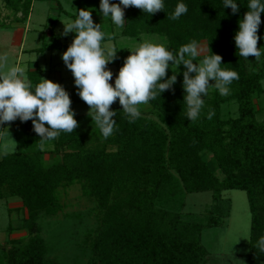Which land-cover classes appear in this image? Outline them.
Listing matches in <instances>:
<instances>
[{"label":"trees","instance_id":"16d2710c","mask_svg":"<svg viewBox=\"0 0 264 264\" xmlns=\"http://www.w3.org/2000/svg\"><path fill=\"white\" fill-rule=\"evenodd\" d=\"M16 1L6 0V4L21 11L16 17L20 21L27 17L30 0L20 5ZM178 2L185 3L188 12L171 20L168 16ZM236 3V13L223 8V0H164V11L151 15L135 7L124 8L122 35L138 39L144 32L160 34L172 52L192 40L203 42L222 57V68L238 73L229 95L221 96L213 87L197 120L185 116L183 86L175 82L170 90L149 101L150 110H140L134 123L128 122L121 105L111 106L117 112L113 119L118 130L107 139L87 113L74 115L78 127L73 133L62 132L44 144L51 143L53 148L39 146L40 137L31 120L11 122L15 151L0 154V200L5 196L20 199L31 235L26 241L9 240L12 245L0 249V264H50L45 243L36 232L37 220L59 210V186L74 181L84 183L101 213L89 264H203L208 250L202 243V230L224 226L231 200L222 192L228 189L243 190L247 196L250 230L246 264L264 262V252L256 247L264 236V120L257 119L253 102L264 81V13L257 33L262 55L253 64L255 69L249 70L234 41L248 0ZM57 7L63 11L59 1ZM62 46L50 43L38 50ZM210 54L207 49L198 58ZM110 64L116 66L117 74L122 65L117 55ZM41 73L38 67L27 71V76L35 84ZM172 74L169 68L167 76ZM229 102H235V112L223 116L222 106ZM46 150L59 153L50 165L43 164ZM203 153H209L221 178ZM163 190L171 194L180 190L211 192L205 224L183 223L178 212L157 206Z\"/></svg>","mask_w":264,"mask_h":264},{"label":"clouds","instance_id":"9594fccd","mask_svg":"<svg viewBox=\"0 0 264 264\" xmlns=\"http://www.w3.org/2000/svg\"><path fill=\"white\" fill-rule=\"evenodd\" d=\"M128 7L151 15L164 11L165 4L164 0H119V3L100 0L99 4L102 16L110 17L118 30L124 26V8ZM224 7H230L233 13L238 11L236 0H223ZM187 12V5L178 2L168 18L177 20ZM261 13H264V2L248 0L247 11L238 20L234 35L240 57L261 58L257 34ZM62 23L63 35L70 32L75 35L61 58L72 73L78 96L88 105L87 115L105 139L118 130L113 119L117 112L111 105L118 99L128 122L134 123L141 116L140 106L172 88L180 64L185 67L183 102L189 121L199 118L205 103L203 97L208 94L209 87H214L221 96H227L231 83L239 79L236 71L221 67L222 57L212 53L208 45L211 54L197 60L201 48L195 40L180 46L175 53L162 44L145 41L129 49L130 54L124 59L113 84L110 83L113 74L107 65L116 58L117 48L103 43L106 34L101 31L100 24L94 23L91 10L77 9L74 20ZM115 35L114 32L107 39ZM169 68L173 72L171 76H167ZM26 73L23 66L9 65L7 53L0 54V123H10L17 118L21 122L31 120L40 137L39 146L43 148L46 142L55 140L62 132L73 133L78 121L74 118L70 96L61 84L43 77L34 84ZM212 114L209 112L208 118ZM256 247L264 252V236L258 239Z\"/></svg>","mask_w":264,"mask_h":264},{"label":"rangeland","instance_id":"374dc122","mask_svg":"<svg viewBox=\"0 0 264 264\" xmlns=\"http://www.w3.org/2000/svg\"><path fill=\"white\" fill-rule=\"evenodd\" d=\"M57 1L66 13L64 11L58 13L60 11L58 7L54 9V6H57ZM33 2L36 6L32 15L31 26L36 31L23 34L25 48L39 47L50 43H70L74 35H70L71 32L63 35L64 25L62 22L67 23L74 20L77 9L85 8L91 10L94 23L100 24L101 31L106 34L103 43L114 45L117 48L116 55L122 64L130 54L129 49H133L145 41L162 44L171 51L167 39L160 34L144 32L136 40L122 35L121 29L116 28L110 17L102 16L99 8L100 0H34ZM109 2L114 3L113 0H109ZM8 10V16L4 17L3 12L0 16V54H8L9 65H19L26 68L28 63L29 66L35 65V60L38 59V64L46 69V74L49 73L48 70L60 73L64 79L62 82H55L61 84L68 92L74 115L87 113L88 105L78 96L72 73L61 58V54L68 46L63 47L61 50L56 47L46 48V51H40L42 53L38 55H21L19 47L22 32L19 28L13 29L12 25L9 26V19H13L14 13L12 8ZM42 19L43 23L47 24H49L50 19H57L56 24H54V32H58L60 39L55 36L52 38L44 36L37 40V37L42 35V26L38 24V21ZM2 22L6 25L1 26ZM114 32L116 33L114 38L107 39V36ZM199 45L201 54H203L207 47L205 44ZM200 59L202 58H197V60ZM28 60L29 62H27ZM257 61L254 57H248V69L254 70L255 65L253 64ZM107 67L115 78L116 66L108 64ZM184 70V65L180 64L176 73V83L181 85L183 84ZM190 75H194V73H190ZM44 78L46 77L44 76ZM209 82L213 83L211 80ZM110 83L114 84V79ZM261 84L262 90L253 99L258 120H264V81ZM212 89L213 87H209L208 94L203 97L204 101L210 97ZM116 105H120L118 99L111 106ZM235 109V102L224 104L222 106L223 116L233 114ZM140 110L149 111L150 106L148 104L142 105ZM11 127V122L0 123V154L15 151L16 142ZM45 147L53 148V145L48 143L43 148ZM202 156L209 162L216 175L221 178L222 175L216 170L215 164L209 160V153H203ZM58 157L59 153L46 150L42 156L43 164L50 165ZM57 193L60 201L59 210L52 215L42 214L37 220L36 232L45 243V255L51 261L50 264H89L90 245L94 236V229L99 225L101 215L97 201L93 195L87 192L84 183L79 181L59 186ZM5 195L8 194L5 193ZM222 196L231 200L230 215L223 219V227H205L202 230V243L208 250L203 264H246L249 258L248 240L250 230V211L246 193L239 189H228L222 192ZM211 202V192L209 191L186 193L180 190L171 194L168 190H163L156 204L165 209L178 212L183 223L198 222L205 224ZM25 217L26 210L22 207L18 197L5 196L0 200V249L4 246L5 248L10 247L12 243H8L9 240L21 239L26 241L30 237L31 234L27 229ZM2 261L1 258L0 262ZM261 264H264V262Z\"/></svg>","mask_w":264,"mask_h":264},{"label":"crops","instance_id":"0c3cea01","mask_svg":"<svg viewBox=\"0 0 264 264\" xmlns=\"http://www.w3.org/2000/svg\"><path fill=\"white\" fill-rule=\"evenodd\" d=\"M23 1L24 0H18V1H16V4L20 5ZM33 1L34 0H30L28 14H27V17L25 19L20 20V21L17 20L16 17H19L21 15V11H14V9H12V11L14 13L13 19H9L10 20L9 26L12 25L13 29H17V28L21 29L22 34H21V42H20V47H19V49H20L19 51L21 52V55H24V54H29V55L30 54H35V55H38L39 53H42V52H40L38 50L41 46H39V47L38 46H34V47H30V48H25L24 47V43H23V34H25L26 32H29V31H36V29L31 26L32 15H33L34 8L36 6L35 2H33ZM54 7H55L54 9H57V6H54ZM9 8H11V7L8 6V4H6V0H0V16L2 15V12L4 13V17L8 16L9 15V13H8L9 12V10H8ZM63 11L66 13V11L64 9H63ZM61 12L62 11H59L58 13H61ZM56 20L57 19H50L49 24L43 23V19L41 21H38V24L40 26H42V35L41 36L39 35L37 37V40H40V38H43L44 36H48V37H51V38L55 36V37H58V39H60V36H59L58 32H54V24H56V22H57ZM3 22L1 23V26L2 25L3 26L6 25V23H3ZM70 35H75V34L71 33ZM70 43L63 44V46L61 48H59V49L60 50L63 49V47L68 46ZM60 44H62V43L60 42ZM200 44H205V43L201 42ZM27 62H29V60ZM35 62H36V64L33 65V66H29V63H28V65L26 67L27 71L33 70V69H36V68L40 67V69L42 71L41 77L44 78V76H45L47 79L50 78V80H52V81H59V82H62V80L64 79V77H62L60 73H55V71L51 72L50 70H48L49 73L46 74L45 73L46 69L42 68L38 64V59H36ZM113 79L115 80L114 77H113ZM82 114H84V113H82ZM77 115H79V114H77Z\"/></svg>","mask_w":264,"mask_h":264}]
</instances>
